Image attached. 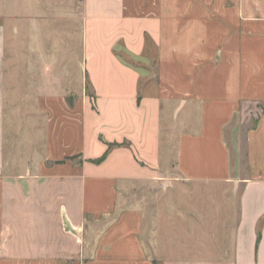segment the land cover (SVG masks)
Wrapping results in <instances>:
<instances>
[{"label": "crops", "instance_id": "1", "mask_svg": "<svg viewBox=\"0 0 264 264\" xmlns=\"http://www.w3.org/2000/svg\"><path fill=\"white\" fill-rule=\"evenodd\" d=\"M43 6L64 23L74 20L71 35L80 43L77 51L49 49L42 23L28 19L37 29L32 50L53 73L44 87L60 86L56 68L66 56L65 71L69 78L79 72L82 90L39 96L42 150L32 165L24 157V172L13 174L0 24V264H264V225L257 246L264 215V0ZM164 107L175 117L184 113L189 127L179 134L172 127L164 138ZM236 116L255 118L243 174L240 165L234 171L226 138ZM186 183L218 185L232 198L228 206L238 208L229 219L231 239L213 246L212 255L167 253L192 245L166 234L159 240L157 221L146 225V209L125 207L133 185L166 195Z\"/></svg>", "mask_w": 264, "mask_h": 264}, {"label": "rangeland", "instance_id": "2", "mask_svg": "<svg viewBox=\"0 0 264 264\" xmlns=\"http://www.w3.org/2000/svg\"><path fill=\"white\" fill-rule=\"evenodd\" d=\"M43 2L45 6L52 5V0H0V24L6 27L4 56L6 157L10 161L9 170L13 174L24 172V157L28 156L32 165L38 160L42 150L45 118L38 112L39 96L65 94L75 97L82 90L79 72H71L69 78L65 71L69 60L66 56L62 57L65 61L62 62L63 66L56 68L60 76V80H57L60 86L44 87L50 83L47 79L49 75L52 79L53 73L47 74L44 71L46 67L44 57L37 55L34 52L36 50H32L37 47V29L36 23L28 24V19L34 17L42 23L45 33H48V37L46 35L48 40L43 41L48 48L54 46L60 49L67 45L77 51L80 43L78 39L73 38L76 35H71L70 28L76 27L74 20L71 22L67 20L64 23L62 19L56 17L53 8H44ZM62 26L68 27L70 34L68 30L65 32L60 30ZM52 32H55L56 39ZM60 34L64 38L60 39L62 37ZM67 53H70V49H67ZM254 122L255 118L246 122L241 116H236L226 132L232 166L235 171L240 165L242 174L246 161V132ZM172 127L179 134L189 127V123L186 122L184 113L175 117L167 107H164V138L170 134ZM174 147L173 143L172 148ZM161 191V188L151 185H133L124 194V202L125 207L140 205L146 209V225L157 221L156 234L159 240L166 234L174 243L192 245L185 249L173 247L167 249V253L190 252L212 255L215 249L213 246L216 247L231 239L234 223L230 220L238 208L228 206L229 203L232 204V198L229 199L230 195L229 197L224 195L222 193L224 190H221L220 186L186 183L176 184V188L170 189L166 195L161 194ZM144 235L145 241L148 242V232L146 231ZM163 250L161 249L162 252Z\"/></svg>", "mask_w": 264, "mask_h": 264}, {"label": "trees", "instance_id": "3", "mask_svg": "<svg viewBox=\"0 0 264 264\" xmlns=\"http://www.w3.org/2000/svg\"><path fill=\"white\" fill-rule=\"evenodd\" d=\"M141 96V95H140ZM105 154L102 158L96 160V162H101L102 160H104L106 158ZM264 225V215L260 218V220L258 221V225H257V246H259L261 237H262V227ZM154 264H161L158 261H154Z\"/></svg>", "mask_w": 264, "mask_h": 264}]
</instances>
